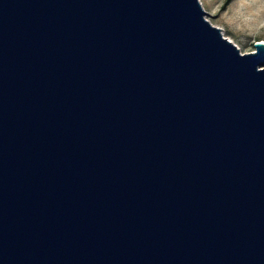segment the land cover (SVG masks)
Instances as JSON below:
<instances>
[{
	"label": "water",
	"instance_id": "obj_1",
	"mask_svg": "<svg viewBox=\"0 0 264 264\" xmlns=\"http://www.w3.org/2000/svg\"><path fill=\"white\" fill-rule=\"evenodd\" d=\"M199 0H0V264H264V42Z\"/></svg>",
	"mask_w": 264,
	"mask_h": 264
},
{
	"label": "rangeland",
	"instance_id": "obj_2",
	"mask_svg": "<svg viewBox=\"0 0 264 264\" xmlns=\"http://www.w3.org/2000/svg\"><path fill=\"white\" fill-rule=\"evenodd\" d=\"M205 18L221 29L239 51H254L256 41L264 42V0H199Z\"/></svg>",
	"mask_w": 264,
	"mask_h": 264
},
{
	"label": "trees",
	"instance_id": "obj_3",
	"mask_svg": "<svg viewBox=\"0 0 264 264\" xmlns=\"http://www.w3.org/2000/svg\"><path fill=\"white\" fill-rule=\"evenodd\" d=\"M227 1H229V0H227Z\"/></svg>",
	"mask_w": 264,
	"mask_h": 264
}]
</instances>
